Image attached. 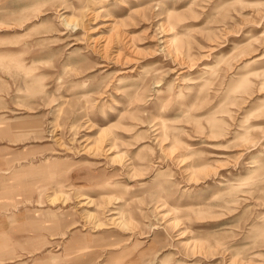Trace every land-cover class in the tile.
Returning a JSON list of instances; mask_svg holds the SVG:
<instances>
[{"label": "rangeland", "instance_id": "obj_1", "mask_svg": "<svg viewBox=\"0 0 264 264\" xmlns=\"http://www.w3.org/2000/svg\"><path fill=\"white\" fill-rule=\"evenodd\" d=\"M263 29L264 0H0V264H264Z\"/></svg>", "mask_w": 264, "mask_h": 264}, {"label": "bare ground", "instance_id": "obj_2", "mask_svg": "<svg viewBox=\"0 0 264 264\" xmlns=\"http://www.w3.org/2000/svg\"><path fill=\"white\" fill-rule=\"evenodd\" d=\"M95 1V0H94ZM104 1V0H103ZM83 2H86V1H83ZM32 8V7H31ZM9 10H7V12H8ZM120 21V20H119ZM116 23V22H115ZM260 36H262V35H264V29L260 32V34H259ZM169 44H171V43H169ZM234 46V48L233 49H237V48H239V46L237 45V44H234L233 45ZM249 44L248 45H245V46H241V53H247V51H248V48H249ZM252 46V45H251ZM260 60H262V58H261V56L260 57H256V59H255V61H257V62H259ZM235 70V69H234ZM241 79H249L248 78V76L247 77H242ZM204 80V79H203ZM126 82V81H125ZM156 85V84H155ZM242 85V84H241ZM240 85V86H241ZM212 147V146H211ZM190 150V149H189ZM191 151V150H190ZM192 152V151H191ZM257 158H255L254 160H256ZM259 165V164H258ZM257 166V165H256ZM125 188V187H124ZM87 250V249H86Z\"/></svg>", "mask_w": 264, "mask_h": 264}]
</instances>
